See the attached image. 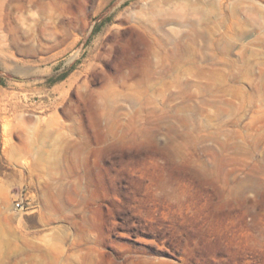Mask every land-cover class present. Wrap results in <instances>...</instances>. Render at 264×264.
Here are the masks:
<instances>
[{"label": "rangeland", "instance_id": "1", "mask_svg": "<svg viewBox=\"0 0 264 264\" xmlns=\"http://www.w3.org/2000/svg\"><path fill=\"white\" fill-rule=\"evenodd\" d=\"M41 7L0 48V264H264V0ZM138 27L151 88L105 103Z\"/></svg>", "mask_w": 264, "mask_h": 264}, {"label": "bare ground", "instance_id": "2", "mask_svg": "<svg viewBox=\"0 0 264 264\" xmlns=\"http://www.w3.org/2000/svg\"><path fill=\"white\" fill-rule=\"evenodd\" d=\"M42 2L43 0H0V48H4L8 44H18L19 41H22L25 31L21 32L18 26L19 22L28 26L30 10L41 7ZM126 15L129 17L128 13ZM30 29L34 28L31 27ZM136 31L138 39L134 40L129 48L112 47L104 53L99 51L96 54L98 59L102 54L104 58L100 62L109 70H112L107 75L102 92L99 93V97L105 103L113 100L112 95L118 94V88L136 90L142 76L147 77V87L148 89L151 88V83H149L152 74L150 37L139 27ZM75 75L74 72L70 75V79L75 78Z\"/></svg>", "mask_w": 264, "mask_h": 264}, {"label": "trees", "instance_id": "3", "mask_svg": "<svg viewBox=\"0 0 264 264\" xmlns=\"http://www.w3.org/2000/svg\"><path fill=\"white\" fill-rule=\"evenodd\" d=\"M65 75H66V73H63V74L59 75V76L56 77V78H51L50 80H51V81H54V80H56V79H58V78H63V77H65Z\"/></svg>", "mask_w": 264, "mask_h": 264}, {"label": "built area", "instance_id": "4", "mask_svg": "<svg viewBox=\"0 0 264 264\" xmlns=\"http://www.w3.org/2000/svg\"><path fill=\"white\" fill-rule=\"evenodd\" d=\"M16 206H20L19 202L16 203Z\"/></svg>", "mask_w": 264, "mask_h": 264}]
</instances>
